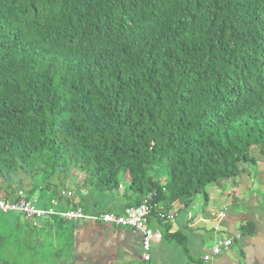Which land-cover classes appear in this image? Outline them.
I'll list each match as a JSON object with an SVG mask.
<instances>
[{
    "label": "trees",
    "instance_id": "16d2710c",
    "mask_svg": "<svg viewBox=\"0 0 264 264\" xmlns=\"http://www.w3.org/2000/svg\"><path fill=\"white\" fill-rule=\"evenodd\" d=\"M253 149L264 157V0H0V198L23 173L39 178L29 197L66 203L78 173L86 215L122 185L129 207L154 194L189 210ZM41 224L19 250L61 240L47 261L73 264L77 224Z\"/></svg>",
    "mask_w": 264,
    "mask_h": 264
},
{
    "label": "crops",
    "instance_id": "0c3cea01",
    "mask_svg": "<svg viewBox=\"0 0 264 264\" xmlns=\"http://www.w3.org/2000/svg\"><path fill=\"white\" fill-rule=\"evenodd\" d=\"M252 156L256 163L246 164L241 175L234 179L219 181L207 188V202L200 197L189 210L178 204L177 217L173 223H161L154 217L150 218L148 224L152 230L153 224H162L165 229L164 237L159 231L153 230L160 234L161 240L152 243L159 245L163 239L169 242V236L176 235L178 243L186 244V247L184 246L186 258L182 264H203L201 258L217 241L231 238L234 242L229 251L219 256L213 264H264V157L257 149H253ZM29 189L31 186L27 190ZM123 191L122 185L120 192L116 193L117 198L110 197L101 201L102 207L99 203L97 209L89 214H121L124 209L132 208L129 206L135 202L125 200ZM0 196L5 195L0 191ZM183 210L186 212L185 221L180 223L178 219ZM223 210L226 211V217L217 225L216 214ZM75 224L76 229L79 225L93 228L95 235L93 238L78 239L75 229L73 264H157L151 254L149 263L142 260V236L138 233L102 223L75 222ZM23 227L33 230L29 224L26 225L22 221V218L18 224L8 219L1 220L0 254L4 258L11 259V256L10 258L6 256V242L16 244V238L9 240L7 237L8 234L11 235L9 229L16 233ZM181 229L195 235L185 238L181 235ZM236 236L240 239H235ZM80 244L86 246L84 250H81ZM15 251L19 252L20 258L22 251L17 244ZM16 260L12 258L10 263L19 264ZM0 264L3 263L0 261Z\"/></svg>",
    "mask_w": 264,
    "mask_h": 264
},
{
    "label": "built area",
    "instance_id": "2783aa9c",
    "mask_svg": "<svg viewBox=\"0 0 264 264\" xmlns=\"http://www.w3.org/2000/svg\"><path fill=\"white\" fill-rule=\"evenodd\" d=\"M122 187L120 186V189ZM66 203H59L58 200H52L50 209L44 210L39 207V200L29 197L24 190H19L13 200L0 198V213H18L22 221L29 224L33 229L41 230V221L57 217L65 222H85V223H102L110 226L129 229L142 236V260L146 263L151 261L150 251L152 242H160V234H156L150 227L149 221L152 212L155 210L159 222L173 223L177 217L178 204L174 203L169 208L163 206L154 207V194H148L142 199L137 207L126 208L121 214L100 213L86 215L72 192L65 194ZM62 208H64L62 210ZM226 217V211L223 210L216 214V224ZM235 239H240L236 236ZM234 240L231 238L217 241L213 247L205 254L201 261L203 264H213V262L222 254L229 251Z\"/></svg>",
    "mask_w": 264,
    "mask_h": 264
},
{
    "label": "rangeland",
    "instance_id": "374dc122",
    "mask_svg": "<svg viewBox=\"0 0 264 264\" xmlns=\"http://www.w3.org/2000/svg\"><path fill=\"white\" fill-rule=\"evenodd\" d=\"M85 176L86 175H84V174L70 173V174H67L65 176V178L62 179L64 181L63 183H64L65 188H66L65 192L70 191L73 194H75V196H76L75 198H77L78 202L81 205H82V201H81L79 196L85 195L89 189V184L85 183L86 182ZM19 179L22 180L21 189L25 190V191L31 186V181H37V179L39 180L38 177H36V179H34V180H31L30 178H28L27 175H25L23 173H19ZM14 181H15V183H17L16 179H14ZM59 182L60 181L55 177L52 178V180H51V183H53V184H59ZM7 190L8 189H3L0 191L3 192V195H5V193L10 192ZM27 191H29V190H27ZM36 191L37 192H34V193L31 192L32 198H36L39 200V207L40 208H42L44 210L50 209L51 200H50L49 196H47V193L41 192L40 190H36ZM62 191L63 190L60 189V192L65 194V192H62ZM78 193L80 195H78ZM117 195L118 194L115 193L114 195H111L110 197L115 199L118 197ZM101 197L102 196H100V207H102V205H103V202H101L102 201ZM185 216H186V212L184 210L181 211L179 219H178L180 223L185 221ZM5 219L15 221L16 224H18L19 220H21V215L18 213H13V214L0 213V222H1V220L4 221ZM151 227L153 228V230L159 231L162 234V236L164 237L165 229H164L162 224H157V225L153 224V226L151 225ZM9 230H10L9 233L11 234L10 236H9V234L7 236L9 240H12L11 238H13V237H14V239L17 238L18 235L21 238H23V235L26 238H28L30 236V238H32V240H33V238H36L39 236L37 232H33V230L30 229L29 227L20 228L18 230L19 233H18V231L15 233L14 230H11V229H9ZM181 230H182L181 235L184 236L185 238H191L192 236L195 235L194 233H191L189 231H185L183 229H181ZM94 232H95V230L93 228L88 227L86 225H83V226L79 225L76 229V235H77L78 239H86V238H90V237L93 238V236L95 235ZM21 233L23 235H20ZM28 234H30V235L28 236ZM67 238L68 237H66V239ZM20 241L22 242V239H20ZM66 241L67 240L64 239L62 241V243H65ZM59 242H56L54 240L52 245L47 246V249H45V255L46 256L42 255L40 257L38 250H36V251L33 250L31 252L29 249H26V250H23L21 252V255L19 258V252L15 251L16 244L14 245L10 241H7L6 242V256H8L9 258L11 256V259L12 258L17 259L16 261L19 264H54V262L47 261V253L52 255L53 251H50V250L52 249V247L60 246L61 240H59ZM63 245L64 244H62V246ZM80 245H81V247H80L81 250H84L86 246H84L83 244H80ZM184 246L186 247V244L184 245V244L178 243L177 241H173V242L169 241L168 242L165 239H163L161 244H159V245H154L153 243L151 244L150 254L152 255L153 260L157 261V264H182V261L186 258V249L184 248ZM198 252H200V251H198ZM67 254L69 256L68 252H67ZM190 256H191V254H190ZM11 259L4 258L2 256V254H0L1 263H3V262L9 263L11 261ZM59 264H61V263H59ZM62 264H65V263H62ZM66 264H70V263L66 262Z\"/></svg>",
    "mask_w": 264,
    "mask_h": 264
}]
</instances>
